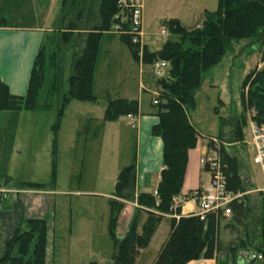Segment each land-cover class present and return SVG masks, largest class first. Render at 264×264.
<instances>
[{
    "label": "trees",
    "instance_id": "obj_1",
    "mask_svg": "<svg viewBox=\"0 0 264 264\" xmlns=\"http://www.w3.org/2000/svg\"><path fill=\"white\" fill-rule=\"evenodd\" d=\"M132 20L133 9H122L119 0H61L60 16L53 31L58 30L59 37L55 39L50 34L47 42L41 47L24 96L14 95L9 86L0 81V113L50 108L48 102L40 104L38 99L46 80V50L52 45L56 46L57 50H52V57L57 58L59 62L49 65L53 75L48 89V97L62 96V107L52 125L53 147L56 148V137L64 115V107L74 99L97 101L93 88L94 70L104 32L119 27L122 41L130 48L134 58L138 59L140 46L134 44L127 34ZM167 24L170 32L178 35L181 40L167 41L162 49L156 52H151L147 46H144L143 50L146 64L158 60L170 63V81L163 78L159 82L165 94L162 97L163 101L158 104L160 121L152 130L153 135L161 137L164 142L165 168L157 188L158 195L141 193L138 198L136 164L120 170L115 184V198L110 201L108 226L109 235L116 246L114 264H136L141 250L149 246L164 215L171 213L174 197L182 194L189 151L196 148L199 137L190 121L188 111L196 107L195 94L203 83V74L222 60L233 40H259L264 47V0H219L217 9L206 11L201 23L193 27L183 25L178 19H171ZM183 41H188L189 46L185 47ZM69 50L73 54L72 73L69 87L63 92L64 51ZM262 61L264 62V48ZM242 101L244 107L249 105L254 108L256 111L254 118L258 123L264 124V64L262 68L246 76L242 86ZM129 114L139 115V101L120 98L108 102L104 119L113 121ZM219 121L220 139L228 143L244 139L245 120L237 119L230 122L228 119L220 118ZM229 124L232 128L227 131ZM56 153L57 149H54L53 155ZM221 154L229 188L235 192L251 189L249 187L252 183L246 174L247 164L244 156L238 155L233 145L222 146ZM52 185L54 181L50 184L34 182L21 184L22 187L37 190H46ZM193 194L191 192L188 197L191 198ZM254 197L257 199H253ZM137 199L147 213L142 231H138V220L133 219L124 237L119 238L117 225L121 212L128 202ZM233 209V220L225 227L239 231L240 241L237 247L249 250L255 246L262 251L264 194L248 195L245 203L234 205ZM177 212L181 214L180 206ZM22 220L8 241L0 264H47L49 246L47 220L43 218ZM220 224L221 221L215 218L203 221L195 215L181 216L179 219L172 217L169 236L153 264H187L201 258H216L222 249L217 241ZM237 247L230 246L229 250H236ZM217 264L228 263L217 260Z\"/></svg>",
    "mask_w": 264,
    "mask_h": 264
},
{
    "label": "rangeland",
    "instance_id": "obj_2",
    "mask_svg": "<svg viewBox=\"0 0 264 264\" xmlns=\"http://www.w3.org/2000/svg\"><path fill=\"white\" fill-rule=\"evenodd\" d=\"M140 1L142 35L146 45L140 43L139 49L141 50V46L143 49L147 46L151 52H156L161 50L167 41L181 40L178 35L170 32L167 21L177 18L186 25L192 26L202 19L206 8L210 11L216 10L219 0ZM0 4L3 7L4 3ZM59 8L58 2L57 17L60 16ZM59 34L58 30L51 33L55 39ZM182 43L185 47L189 46L188 41ZM263 48L259 40H233L222 60L204 72L203 83L195 94L196 107L188 111L190 121L194 122L199 131V139L204 144H208L210 137H219L220 118L228 119L230 122L237 119L246 121L243 127V142L230 145L237 149L238 155L244 156L247 164L246 174L252 178L249 188L263 186V183L260 169L251 158L250 119H255L256 111L249 105L244 107L242 86L249 73L263 67ZM52 50H57L56 46L52 45L46 50V80L38 99L40 104L48 102L50 108L33 110L32 112H36L35 114L39 116L37 119L22 120V128L15 143L6 146L7 152L3 151L5 145L3 146L0 141V190H7L9 194L11 191L22 189L21 184L25 182L50 184L54 181V185L44 190L47 192H42L41 196L44 197L45 202L40 205L41 210L33 215L46 217L47 220H57L56 251L59 240L64 239L68 243L70 236L76 243L83 245V248H86L90 241L98 240L102 246V253H90L87 250L80 252L78 255L81 264H114L116 247L108 229L110 195L121 163H130L135 159L136 130L130 125H120V121H125L124 116L119 118V123L104 127L107 121L103 117L110 100L120 99L126 95H134L137 100L140 85L146 88L141 94L144 106L149 107L151 102L155 106L153 103L155 98L162 102L165 91L159 83L161 77L153 73L151 66L153 63L146 64L143 60V65L140 54L137 60L134 58L130 48L122 41L119 27L105 31L94 70L93 88L97 101L74 99L64 107L55 148L51 125L55 123L62 107V96L48 97L53 75L49 65L59 62L57 58L52 57ZM64 57L63 92L69 87L73 54L70 50L64 51ZM169 71L170 63L165 69L168 81H170ZM156 107L158 108V105ZM229 128H232L231 124L226 130L228 131ZM112 129L114 133L110 135ZM117 130L123 133L122 138L117 137ZM54 149H57L55 155H53ZM208 178V173L203 172V181L207 183ZM24 189L30 190L27 187ZM8 194L0 193V196H6L3 199L5 205L11 200ZM49 208L51 209L47 211ZM165 217L166 215L158 232L154 234L136 264H152L155 261L157 252L163 245L162 242L170 233L171 220ZM139 218L135 216L133 219L139 220ZM120 220V224L123 220H127L126 211ZM226 224L227 221H222L219 226L217 241L222 249L216 255V260L228 264L236 262L264 264L262 260L247 259V250L237 247L240 241L239 231L226 228ZM230 246L237 249L229 250ZM57 259H61L60 256ZM62 260L66 261V257L62 256Z\"/></svg>",
    "mask_w": 264,
    "mask_h": 264
},
{
    "label": "crops",
    "instance_id": "obj_3",
    "mask_svg": "<svg viewBox=\"0 0 264 264\" xmlns=\"http://www.w3.org/2000/svg\"><path fill=\"white\" fill-rule=\"evenodd\" d=\"M2 2L4 5L1 7L0 4V81L5 82L14 95L24 96L28 90L36 56L41 47L47 42L49 35L54 31L55 22L58 18L56 9L59 2L60 8L58 12L60 15L61 0H0V3ZM206 11L210 10L206 8L204 13ZM202 19L192 26L186 25L180 19L178 20L187 27H193L196 24L201 23ZM142 43L143 45H146L144 43L143 35ZM144 90H146V88L143 85H140V93L137 99L139 101V115H134L133 120L124 116L123 118L125 121H120V125H130L136 130L135 159L130 161V163H121L122 165L119 167L120 169H118V174L122 168L134 163L136 164L137 198L141 193H155L161 181L162 171L165 168L164 142L161 137L155 136L152 133L154 126L160 121L158 108L153 106L152 102L149 107L144 106L141 95ZM122 98L136 100L134 95H126L124 97L122 96ZM32 111L33 110L3 111L0 113V141L3 146L5 145L3 151L7 152L8 147L6 146L15 143L17 135L22 128V120L24 118L32 120L39 117L38 114H35L36 112ZM118 120L119 119L107 121L104 123V127L111 126L112 123H116ZM191 122L195 126L192 120ZM196 130L199 133L197 128ZM113 133L114 130L112 129L110 135H113ZM116 134L118 138H122L123 133L117 130ZM206 147L207 143L204 144L198 139L196 148L189 151L188 165L181 194V216H189L197 209V203L192 200V198L188 197V195L191 192L194 193L203 186L208 185V181L207 183L203 181V172L205 171L200 164L201 155ZM24 188L25 187L11 191L9 193L11 196L8 194L7 190H0V193L8 194V196L11 197L10 202L5 205L3 199L6 196H0V259L4 256L7 243L15 234L19 224L23 221L22 219L41 218L34 216L33 213L41 210L40 205L45 202L44 197L41 195L42 192L47 191L30 188V190H27ZM114 190L115 185L110 195V201L115 198ZM50 209L51 208L47 209V211ZM125 211L127 220H123L122 224H120V219ZM135 216H138V218L140 216L141 218V220L140 218L138 220V231L141 232L142 226L147 218V213L146 209L139 205L138 199L134 202H128L124 211L120 215L117 225V235L119 238L124 237ZM45 218L46 217L43 219ZM165 218L171 220L172 217L166 215ZM45 220H47V218ZM47 222L49 225L47 264H79V262L81 264L82 261L79 259L78 255L80 252L87 250L90 253H102V246L98 240L90 241L89 245H87L86 248H83V245L76 243L72 236H70L68 243L67 240H59L58 251H56L55 243L58 241V238L56 239L55 228L57 220H47ZM166 240L167 239H165L162 244H164ZM161 247L162 245L158 252ZM144 250L145 249L141 250L139 257ZM56 253H58L61 259H57L59 256L56 255ZM62 256L66 257V261L63 262ZM187 264H217V260L216 258H201L193 260Z\"/></svg>",
    "mask_w": 264,
    "mask_h": 264
},
{
    "label": "built area",
    "instance_id": "obj_4",
    "mask_svg": "<svg viewBox=\"0 0 264 264\" xmlns=\"http://www.w3.org/2000/svg\"><path fill=\"white\" fill-rule=\"evenodd\" d=\"M122 9H133V20L130 24V29L127 34L130 35L132 42L136 45L142 43V3L140 0H119ZM125 17V16H124ZM126 18H123L125 20ZM163 32H165L163 30ZM143 47L139 50L141 63L143 64ZM144 65V64H143ZM153 73L166 78L165 69L169 67L167 61H155L152 65ZM154 105L160 104L158 98L153 100ZM127 118L133 120L132 114L127 115ZM229 131V130H228ZM242 141L228 143L219 137H210L209 146L204 149L200 158L202 169L208 173V185L194 192L191 197L197 203V209L191 214L198 216L203 221H208L210 218L216 220L230 222L233 220L234 205L245 203V198L248 195L264 194V124L258 123L255 119H250V145L252 149V162L256 164L261 172L263 186L251 188L244 192H235L229 188L227 176L223 168V158L221 154L222 146L237 144ZM245 142V141H244ZM252 183V178L250 177ZM155 196L158 195L157 190ZM174 203L171 207V213L168 215L179 219L181 214L177 212V208L181 207L182 197L176 196L173 199ZM247 259L264 261V248L258 250L255 246L247 251Z\"/></svg>",
    "mask_w": 264,
    "mask_h": 264
}]
</instances>
